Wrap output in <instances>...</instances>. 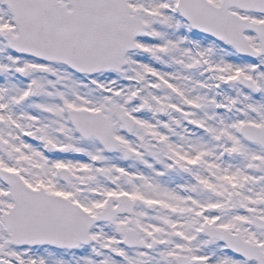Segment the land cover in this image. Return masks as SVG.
Instances as JSON below:
<instances>
[{
    "label": "snow or ice",
    "instance_id": "1",
    "mask_svg": "<svg viewBox=\"0 0 264 264\" xmlns=\"http://www.w3.org/2000/svg\"><path fill=\"white\" fill-rule=\"evenodd\" d=\"M0 264H264V0H0Z\"/></svg>",
    "mask_w": 264,
    "mask_h": 264
}]
</instances>
